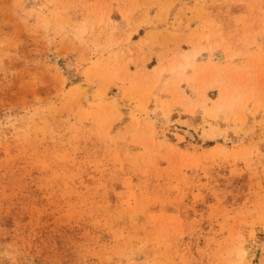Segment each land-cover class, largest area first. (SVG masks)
<instances>
[{
    "label": "rangeland",
    "instance_id": "rangeland-1",
    "mask_svg": "<svg viewBox=\"0 0 264 264\" xmlns=\"http://www.w3.org/2000/svg\"><path fill=\"white\" fill-rule=\"evenodd\" d=\"M0 264H264V0H0Z\"/></svg>",
    "mask_w": 264,
    "mask_h": 264
},
{
    "label": "bare ground",
    "instance_id": "bare-ground-1",
    "mask_svg": "<svg viewBox=\"0 0 264 264\" xmlns=\"http://www.w3.org/2000/svg\"><path fill=\"white\" fill-rule=\"evenodd\" d=\"M185 58V63H181L177 66L174 65V63L171 64L170 66V71H175L177 69H180V70H184L186 69L188 66H191V57L190 55H185L184 56ZM182 80V73L181 72H177L176 74V84H178L180 81ZM187 97H183V100H186ZM187 101V100H186ZM209 113V116H212L213 114L211 113V111L208 112ZM216 123H218V119H216Z\"/></svg>",
    "mask_w": 264,
    "mask_h": 264
}]
</instances>
